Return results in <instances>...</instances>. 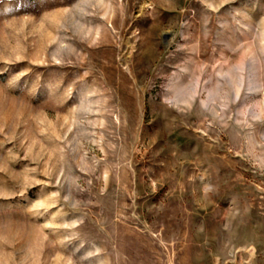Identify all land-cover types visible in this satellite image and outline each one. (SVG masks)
Segmentation results:
<instances>
[{"label": "rangeland", "instance_id": "rangeland-1", "mask_svg": "<svg viewBox=\"0 0 264 264\" xmlns=\"http://www.w3.org/2000/svg\"><path fill=\"white\" fill-rule=\"evenodd\" d=\"M0 264H264V0H0Z\"/></svg>", "mask_w": 264, "mask_h": 264}]
</instances>
